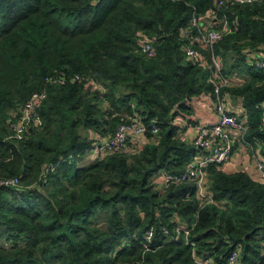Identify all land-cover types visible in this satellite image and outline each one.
Returning <instances> with one entry per match:
<instances>
[{"label": "trees", "instance_id": "trees-1", "mask_svg": "<svg viewBox=\"0 0 264 264\" xmlns=\"http://www.w3.org/2000/svg\"><path fill=\"white\" fill-rule=\"evenodd\" d=\"M218 2L0 0V180L18 179L0 184V264H223L234 249L239 264H264V184L209 165L206 202L193 180L162 189L151 181L184 171L198 151L182 133L216 99L212 54L229 82L219 95L235 97L240 115L232 102L229 110L264 157V73L250 64L264 54V0ZM209 11L231 32L212 51L192 45L202 67L183 33L193 12ZM141 35L152 57L140 52ZM42 90L41 125L7 139L18 106ZM128 116L156 122L158 133L80 165ZM179 224L190 233L173 238Z\"/></svg>", "mask_w": 264, "mask_h": 264}, {"label": "built area", "instance_id": "built-area-1", "mask_svg": "<svg viewBox=\"0 0 264 264\" xmlns=\"http://www.w3.org/2000/svg\"><path fill=\"white\" fill-rule=\"evenodd\" d=\"M240 3L251 2L256 0H234ZM224 0H219L218 4L222 5ZM231 30L227 21L216 19L213 12L209 11L206 14L198 15L195 12L191 15L189 27L183 33L186 34L190 45L186 47V55L202 67H206V62L203 60L202 54L197 47L206 48L212 51L213 46L222 39L223 36L230 33ZM137 44L139 50L146 57H152L155 54V49L152 40L141 35ZM214 65V76L211 81L214 82V90L216 99L210 104L216 119L209 124L188 125L187 128L194 129L195 133L191 140V144L198 150L193 158L187 163L184 171L180 173H172L162 171L163 186L170 184H181L189 180L196 183V195L206 202L211 201V195L204 185L206 179V168L209 165H216L222 167L230 159L233 147L235 144L248 148L251 152V158L257 171V178L255 181L264 184V157L260 152V145L255 142V145L246 139L247 125L238 116L229 110L231 99L227 96H220L219 89L229 84L221 74V63L211 55ZM250 64L257 70L264 73V54L255 55ZM73 80L78 82L86 80L91 83L93 89L97 91H106V89L90 77H82L74 75ZM64 80V74L60 73L51 79V82L58 83ZM46 98V92L34 91L32 92L17 108L10 120V135L7 139L20 140L25 133L33 126L41 125V117L39 115V108ZM133 106V103H131ZM263 111L260 117V124L264 125V104H262ZM158 133V126L156 122L152 121L147 126L139 117L128 116L124 122L119 123L114 131L105 138L97 137L90 149V154L93 158L104 157L108 154L118 153L126 149L136 150L141 145L130 146L129 140L134 136H143L145 133ZM17 178H9L0 180V184L6 186H16ZM161 184V185H162ZM152 229H149L144 234L146 243H149L152 237ZM163 233L170 235L169 231L164 227ZM184 233L188 236L190 227L179 224L174 228L173 238H177L179 234ZM144 244L147 246V244ZM239 250H232L223 264H239ZM208 263V261H204Z\"/></svg>", "mask_w": 264, "mask_h": 264}, {"label": "crops", "instance_id": "crops-1", "mask_svg": "<svg viewBox=\"0 0 264 264\" xmlns=\"http://www.w3.org/2000/svg\"><path fill=\"white\" fill-rule=\"evenodd\" d=\"M234 106H235L234 110L238 113V107H237L238 104ZM198 114L199 116L197 118V123L200 124H209L216 119L215 114L210 107V103L207 105H202ZM176 123H181V120H177ZM184 130L185 131L182 133V138L191 141L195 133V128L194 129L185 128ZM130 139H131L129 140L130 146L141 145L145 141L143 136H134ZM92 159H93V155H91L89 152L85 155L80 165L88 163ZM240 168L243 171H245L253 180L257 178V171L254 165V161L251 158V152L249 151L248 148L235 144L230 159L226 162V164L222 166V169L227 172H232L235 170H239ZM151 181L155 183L157 188H160L161 184L163 183V177L161 175V172H160V178L158 179L152 178Z\"/></svg>", "mask_w": 264, "mask_h": 264}, {"label": "water", "instance_id": "water-1", "mask_svg": "<svg viewBox=\"0 0 264 264\" xmlns=\"http://www.w3.org/2000/svg\"><path fill=\"white\" fill-rule=\"evenodd\" d=\"M231 102H232L233 105H236V104H237L235 97H231ZM239 170H242V169L240 168ZM239 170H238V171H239ZM163 187H164V186H163V184H162L160 188L162 189Z\"/></svg>", "mask_w": 264, "mask_h": 264}, {"label": "rangeland", "instance_id": "rangeland-1", "mask_svg": "<svg viewBox=\"0 0 264 264\" xmlns=\"http://www.w3.org/2000/svg\"><path fill=\"white\" fill-rule=\"evenodd\" d=\"M91 89H93V88L91 87ZM152 178H153V179H158V178H160V173L155 174ZM152 178H151V179H152Z\"/></svg>", "mask_w": 264, "mask_h": 264}]
</instances>
